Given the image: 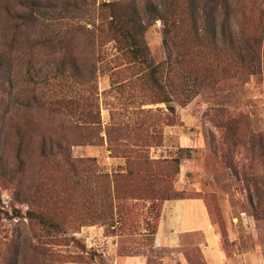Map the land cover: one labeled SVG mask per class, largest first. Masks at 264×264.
I'll use <instances>...</instances> for the list:
<instances>
[{"label":"rangeland","instance_id":"1","mask_svg":"<svg viewBox=\"0 0 264 264\" xmlns=\"http://www.w3.org/2000/svg\"><path fill=\"white\" fill-rule=\"evenodd\" d=\"M27 1L0 0V48L13 59L7 87L0 91V156L14 163L17 138L13 126H20L23 118L30 127L24 143L29 136L37 143L40 135L79 143L83 137L76 138L69 125L94 127L98 133L91 139L95 143L71 145L70 156L90 160L96 175L108 176L112 198L109 219L98 221L73 192L49 191L39 208L64 223V228L46 232L28 217L32 207L26 201L28 195L0 178V264H183L168 260L171 252L155 242L164 201L153 197L168 188V200L204 201L229 255L235 252L243 260L254 255L256 264L259 258L264 264L261 64L249 74L225 57L205 59L204 73L214 84L200 87L185 105L178 100L180 93L170 102H159L165 92L170 94L168 89L157 90L151 84L149 68L122 54L112 42L74 38V69L56 72L63 46L44 42L41 25L21 20L25 7L29 11ZM38 1L56 7L65 2L83 3ZM92 1L85 0L91 12ZM111 1L121 0H94L96 5ZM245 5L246 28L256 30L264 0H246ZM98 18L96 14V23ZM62 21L63 30H80L85 23L77 18ZM85 26L95 31L92 24ZM162 40L158 20L145 33L153 65L166 58ZM156 73L160 80L163 73ZM32 92V109L24 110ZM47 104L58 105L63 114L49 111ZM83 107L93 118L89 123L82 116ZM29 147L30 143L24 145L25 156ZM33 147L31 155L36 157L38 146ZM128 168L131 175L126 174ZM113 177L118 190H114ZM57 178L50 177L47 185H57L53 180ZM242 213L251 225L235 224L233 219ZM228 235H234L237 242L230 243ZM179 257L185 264H203L193 248Z\"/></svg>","mask_w":264,"mask_h":264},{"label":"trees","instance_id":"2","mask_svg":"<svg viewBox=\"0 0 264 264\" xmlns=\"http://www.w3.org/2000/svg\"><path fill=\"white\" fill-rule=\"evenodd\" d=\"M92 2V12L85 0L82 4L78 1L65 2L59 7L40 5L38 0H28L26 3L29 11L25 7V16L21 20L25 24L34 22L41 25L45 32L44 42L63 46V56L55 66V71L60 74L74 69L71 43L74 38L79 37L86 41L97 39L100 44L112 42L122 54H128L134 61L149 68L151 84L157 90L168 89L171 94L167 95L165 92L166 96L161 97L159 102H170L174 94L180 93L181 99L178 100L181 105H185L200 87L214 84L204 73L202 66V62L211 57H225L249 74L256 71L257 63L264 69V11L260 10L258 14L259 29L258 26L256 30L246 28L249 19L246 0H121L100 5H96L94 0ZM96 14H99L98 23ZM69 18L84 20L83 28L63 30L65 25L62 20ZM158 20L162 24V43L166 58L162 64L153 65L149 59L145 33ZM87 24H92L95 31L87 29ZM235 26L239 28L238 32ZM12 69V56L0 48V91L7 87L6 80H9ZM159 71L163 73L160 80L156 73ZM56 79L63 82L59 76ZM32 100H35L33 92L32 98L23 105L24 110L32 109ZM45 107L58 115L63 114V109L58 105L47 104ZM68 108L71 109L70 106ZM81 113L87 123L93 120L85 107ZM24 119L20 126H13L17 138L14 163L8 162L5 156H0V178L28 195L26 201L32 206L27 212L30 221L46 232L63 231L64 223L39 208L40 202L47 199L49 191L59 190H68L67 192L77 195L92 218L98 221L108 220L112 180L108 176L96 175L90 160L72 159L69 148L71 145L94 144L91 137L98 133L95 132L97 129L70 124V131L75 132L76 138L83 137L79 143L70 144L64 137L57 140L48 135L37 136V143L29 136V141L24 143L23 137L27 130L30 131L29 124ZM29 143L25 156L22 151L24 145ZM34 144L38 146L36 157L31 155ZM126 174L131 175L132 170L128 168ZM53 176L59 177L53 179L58 184L47 185L46 182L52 181L49 178ZM113 182L114 190H118L115 177ZM170 190L171 188L166 189L163 195L153 199L165 202ZM115 196H118L117 191Z\"/></svg>","mask_w":264,"mask_h":264},{"label":"crops","instance_id":"3","mask_svg":"<svg viewBox=\"0 0 264 264\" xmlns=\"http://www.w3.org/2000/svg\"><path fill=\"white\" fill-rule=\"evenodd\" d=\"M240 216L239 219H233L235 224L240 223L245 227L250 224L243 213ZM227 238L230 243L237 242L234 235L230 238L228 235ZM155 242L159 248L171 252L172 256L168 260L177 259L183 264L179 255L192 248L199 253L203 264H256L254 255L250 259L244 257L245 261L235 252L229 255L221 243V235L211 220L206 204L200 198L166 200L155 233ZM257 264H261L260 258Z\"/></svg>","mask_w":264,"mask_h":264}]
</instances>
